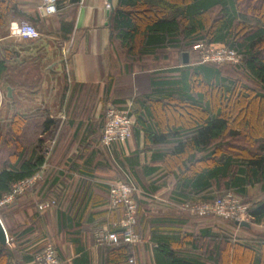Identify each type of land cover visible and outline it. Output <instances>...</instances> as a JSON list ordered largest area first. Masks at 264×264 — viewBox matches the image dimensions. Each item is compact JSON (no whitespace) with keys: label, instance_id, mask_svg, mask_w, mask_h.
Masks as SVG:
<instances>
[{"label":"trees","instance_id":"16d2710c","mask_svg":"<svg viewBox=\"0 0 264 264\" xmlns=\"http://www.w3.org/2000/svg\"><path fill=\"white\" fill-rule=\"evenodd\" d=\"M6 2L0 0V33ZM136 13L145 18L136 19ZM110 38L118 41L127 65L147 56L168 59L172 65L159 70L166 76H150L145 93L135 98L147 112L146 140L161 145L152 152L163 166L162 176L174 178L171 197L180 203L212 201L231 191L248 202L251 221L264 224V0H117L110 17ZM202 43L234 50L239 60L233 67L255 86L224 74L219 63H193L198 51L194 46ZM7 71V59L0 58V82H7ZM12 99L6 98L8 122H0V200L15 183L41 169L59 123L48 118L39 126L37 110L24 116ZM104 121L103 117V125ZM115 160L122 171L136 177L134 164L127 169ZM136 195L135 231L141 235L143 217ZM28 201L33 218L40 219V212L47 209L40 211ZM86 202L82 198L72 204L66 224L79 223ZM2 222L14 244H0V264H39L35 256L52 241L43 235L37 244L23 242L38 225L19 222L9 230ZM217 231L207 225L182 233L175 219H159L149 232V241L155 244L154 264H264V234L231 241ZM132 256L135 263L129 261ZM101 264L140 263L134 244L118 242L105 246Z\"/></svg>","mask_w":264,"mask_h":264},{"label":"crops","instance_id":"0c3cea01","mask_svg":"<svg viewBox=\"0 0 264 264\" xmlns=\"http://www.w3.org/2000/svg\"><path fill=\"white\" fill-rule=\"evenodd\" d=\"M106 1L56 0V11L46 15L39 8L42 0H7L5 4L0 58L7 59L8 79L0 82V88L4 87L6 98L12 97V103L21 106L19 112L24 116H33L37 110L39 126L48 118L59 122L40 178L7 207L18 223L38 225L39 229L23 241L26 244H37L45 235L57 247L63 264H101L110 243L101 241L99 233L115 231L122 213L121 208L108 205V188L120 173L115 172L109 152L100 142L103 117L110 105L130 104L131 137L123 144H114L111 154L127 169L129 163L134 164L136 197L143 217L135 252L140 264H154L155 244L149 241L154 222L175 219L182 233L204 225L191 222L189 214L179 208L180 202L171 197L174 178L162 176L163 166L152 152L161 145L146 140L143 121L147 112L135 102L148 88L150 76H166L159 70L172 65L168 59L159 61L151 56L127 65L118 41L110 38L111 15ZM116 1L112 0V12ZM21 21L33 24L39 38L10 37L8 24ZM7 87L11 88L10 96ZM82 198L87 202L79 216L80 227L76 220L66 224L72 204ZM35 199L37 203L53 199L56 205L35 219L26 204ZM7 244H14L9 237Z\"/></svg>","mask_w":264,"mask_h":264},{"label":"built area","instance_id":"2783aa9c","mask_svg":"<svg viewBox=\"0 0 264 264\" xmlns=\"http://www.w3.org/2000/svg\"><path fill=\"white\" fill-rule=\"evenodd\" d=\"M105 7L109 10L111 6L106 2ZM39 8L45 15L54 13L56 11V0H42ZM8 35L22 39L39 38V32L35 26L27 21L10 22L8 24ZM200 46V44H197L194 48ZM228 50L232 54V59H234L232 61L238 62V54L234 50ZM130 109V104L122 108L110 105L104 112L105 121L100 142L109 152L111 163L117 169H120V167L112 157L111 149L114 144H123L131 137L133 118L130 114ZM40 175L39 170L32 177L15 183L12 190L0 200V205L12 202L17 195L30 189L40 178ZM137 192L138 186L134 178L129 172L121 170L120 178L112 182L108 189L109 207L112 209L121 208L122 210L121 217L115 224L120 230L100 232L98 238L101 241L109 243L125 242L129 244L139 241V235L135 231L137 202L134 196ZM54 204L55 201L53 199L43 200L37 203V208L43 211L51 208ZM179 208L198 216H214L237 223L242 221L253 223L248 214L247 205L243 204L239 197L231 191L212 201L181 202ZM35 260L39 264H62L52 243H48L35 256ZM129 261H132V259H129Z\"/></svg>","mask_w":264,"mask_h":264},{"label":"rangeland","instance_id":"374dc122","mask_svg":"<svg viewBox=\"0 0 264 264\" xmlns=\"http://www.w3.org/2000/svg\"><path fill=\"white\" fill-rule=\"evenodd\" d=\"M134 17L136 19H141L145 18L144 14L142 13H136L134 14ZM143 20V19H142ZM4 30V29H3ZM200 47L194 48L197 49L195 54H193L192 57V62H200V61H207V62H215L219 63L221 65V68L223 70L224 74H228L232 76L235 80H239L240 82L246 83L249 86H255L242 72L241 70L235 69L233 66L234 64H237L238 62H234L232 60V54L230 51L227 49L226 46L221 45V44H200ZM239 58V57H238ZM239 60V59H238ZM4 88V87H3ZM3 88H0V122L3 124L7 123V117H8V104L6 101L5 97V92ZM3 95V97H2ZM2 103V104H1ZM17 106H20L17 104ZM21 107V106H20ZM251 121H253V115L249 117ZM263 123H264V118H263ZM29 189L25 190L22 194H26ZM22 194H19L17 196H21ZM239 197V196H238ZM241 202H244L243 204H248V202L244 201L239 197ZM36 205L38 199L32 200ZM32 203L30 200L28 201ZM30 205V204H29ZM8 203L0 205V215L2 216V221H4L6 227L9 230H12L16 224H18V220L13 217L8 210ZM186 212V211H185ZM2 213V214H1ZM188 213V212H186ZM191 222H197L200 224H203L204 226H211V227H216L217 232H220V234L224 235L225 237H228L231 239V241H236V240H243V239H249L251 237H254L258 234H264V224H256V223H251L249 226V229H240L238 226L234 225L232 221L230 220H224L222 218L214 217V216H198L195 214H190ZM1 220V218H0ZM1 221V222H2ZM3 224V222H2ZM4 226V225H3ZM5 228V226H4ZM194 230L191 229V231H197V227L193 228ZM52 243V242H50ZM131 259L133 260V263H135V258L132 256Z\"/></svg>","mask_w":264,"mask_h":264},{"label":"water","instance_id":"95a60500","mask_svg":"<svg viewBox=\"0 0 264 264\" xmlns=\"http://www.w3.org/2000/svg\"><path fill=\"white\" fill-rule=\"evenodd\" d=\"M106 2L108 4H110V6L112 5V0H107ZM107 13H108L109 16L111 15L112 6L110 7V9L108 10ZM188 61H189L188 60V54L184 52L182 54V62L184 64H186V63H188ZM6 89H7V95L10 96L11 88L7 87ZM235 224H238L240 227H249L250 226L249 222H245V221H242V222H239V223L235 222ZM7 242H8L7 233H6L5 228H4V226H3V224H2V222L0 220V244H7Z\"/></svg>","mask_w":264,"mask_h":264}]
</instances>
